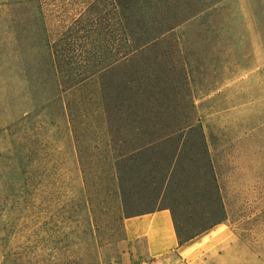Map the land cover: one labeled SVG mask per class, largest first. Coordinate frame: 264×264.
Listing matches in <instances>:
<instances>
[{
  "label": "rangeland",
  "instance_id": "rangeland-1",
  "mask_svg": "<svg viewBox=\"0 0 264 264\" xmlns=\"http://www.w3.org/2000/svg\"><path fill=\"white\" fill-rule=\"evenodd\" d=\"M116 3L0 0V264H264V85L234 73L239 56L264 51V0ZM129 14L135 44L159 38L103 75L61 84L57 55L74 69L81 55L128 51L118 21ZM213 76L224 85H208ZM198 122L225 216L200 178ZM110 133L137 144L165 135L143 165L174 166V183L160 193L135 175L123 205L96 178ZM165 204L187 233L223 219L148 258L123 216Z\"/></svg>",
  "mask_w": 264,
  "mask_h": 264
},
{
  "label": "trees",
  "instance_id": "trees-1",
  "mask_svg": "<svg viewBox=\"0 0 264 264\" xmlns=\"http://www.w3.org/2000/svg\"><path fill=\"white\" fill-rule=\"evenodd\" d=\"M117 7L118 3L122 6V2H129V3H137L138 0H116ZM154 1V0H152ZM124 8V7H123ZM131 9L129 10V12ZM126 19V17H125ZM133 20V15L129 14L127 15V23L122 22V20L118 21L120 23L123 34L127 35L126 42L127 45V52L112 55L111 57L108 56H97V55H81L79 57L76 67L74 69H71L68 67V63H64L63 57H59L58 55L56 58H54L55 61V67L58 72L59 81L62 84L65 85H78L88 79H90L93 76L96 75H103L109 68L114 66L117 63H120V61L127 59L129 55L136 54L137 51L143 50L148 44L152 43L155 39L159 37H153L151 39H142V37H139V42H136V35L135 37L128 36L127 33V26H131ZM124 25V27H123ZM172 27H169L168 31H170ZM164 34V33H163ZM134 36V35H133ZM98 43V42H97ZM133 44V45H132ZM55 57V54H54ZM107 114L109 116L111 113L107 111ZM109 118V117H108ZM195 126L198 127V141L196 142V145L199 147V157H201V160H204V163L206 164V176L200 177L204 180V187L207 188L208 193L215 195V200L222 208V211H224L225 216V208L223 201L220 197L219 187H218V181L217 176L215 173V169L212 163V159L210 156V152L208 149L207 141L203 132V127L201 122L197 123ZM113 132V131H111ZM111 137L105 138L104 142L109 143L110 145H115V148H113L114 151H109L107 153H104L103 156L101 155V159L105 162L104 165L101 167L100 170L96 169L95 172L96 178L101 184L104 185L105 188H107L109 191H117L122 196L123 205L126 201V198L124 199V196L127 195L126 188L129 181L133 179L135 175L137 177H141L142 182L146 184V187L150 188L151 186H155L160 183V193L167 190L168 187L174 181L172 180L174 177V166H170L167 169L160 166L158 168L150 169V167H146L144 164L145 159V151L147 147L153 146L156 142L161 141L165 138V135H163L160 138H151L146 141H144L141 144L132 143V141H127L125 137H121L120 135L113 136L112 133L109 134ZM126 147V145H129ZM179 158V157H178ZM176 159H174L175 161ZM178 160V159H177ZM147 161V160H146ZM145 161V162H146ZM195 162H198V159L196 158L194 160ZM200 161V160H199ZM156 169V170H155ZM178 171V170H177ZM201 171V170H200ZM153 172L155 173H161L160 177H157ZM92 173V172H91ZM162 184V185H161ZM158 191V192H159ZM161 206H167L171 208L173 211L175 220L177 222L179 231L181 233L182 237V243L187 242L194 238L197 234L207 230L208 228L212 227L213 225L219 223L223 217L219 219H214L213 221H210L208 225L204 226L202 229L197 231H187L182 228L178 215L175 211V208L171 205L165 204ZM188 234V235H187Z\"/></svg>",
  "mask_w": 264,
  "mask_h": 264
},
{
  "label": "crops",
  "instance_id": "crops-1",
  "mask_svg": "<svg viewBox=\"0 0 264 264\" xmlns=\"http://www.w3.org/2000/svg\"><path fill=\"white\" fill-rule=\"evenodd\" d=\"M200 8H203V6ZM247 55L248 56H239L234 73H240V75H242L244 72L246 77L244 82L248 81L251 85H264V51L259 52L258 50H251ZM242 63L244 65V70H242ZM187 73L189 74L191 85H197V83H199L198 85H205L206 81L204 80V76L200 80L195 78V76L191 78V75L195 74V71H191L190 73V70H187ZM202 73H204V69ZM212 73H215V70H213L211 74ZM259 75L261 77L260 82L258 78ZM219 79V76H213L207 81V84L224 85L223 82L220 81L221 79ZM236 83L237 85H242L243 79L241 76L235 79L234 84ZM202 127L208 145L209 136L203 125ZM107 152L108 151H105V153ZM123 225L125 234L129 240L144 241L148 258H160L183 247V244H181V233L173 211L167 206L158 205L128 210L124 213Z\"/></svg>",
  "mask_w": 264,
  "mask_h": 264
}]
</instances>
